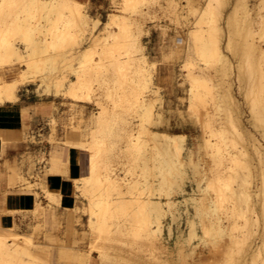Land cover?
Returning a JSON list of instances; mask_svg holds the SVG:
<instances>
[{
    "label": "rangeland",
    "instance_id": "374dc122",
    "mask_svg": "<svg viewBox=\"0 0 264 264\" xmlns=\"http://www.w3.org/2000/svg\"><path fill=\"white\" fill-rule=\"evenodd\" d=\"M65 1L71 6L80 9L82 12L89 13L91 20H95L98 23L93 33H91V31L83 33L81 28L74 24L75 21L70 9H64L59 15L53 14L50 18H46L43 16V12L37 10L35 7V0H0V12L3 10V14L0 13V40H2L3 37H7L8 39L10 38L13 43L19 41L18 37L12 33V24H14V19L20 16L22 19L29 20L31 25L38 27L37 37L42 42V49L43 40L45 38H50V35H47V30L53 24L58 25V27L61 26L60 28L65 31L70 29L69 31L71 32L73 41L81 42L79 46L67 44L58 50L49 48L44 53V59H47V56L54 59V66L57 71L56 78L59 80L64 78L65 81L62 87L63 89L60 88L57 95L54 96L51 92L41 87L38 83L39 78H30L18 87L17 94L19 96L16 101H19L21 95L24 93H29L30 95L36 93L38 96H46L50 100L54 99V107H50L51 111L45 113L43 117V129L39 132L41 134V142L43 143V151L38 155L30 156V166L27 174L21 173L17 176L18 185L22 193L32 198V206L25 212H11L10 214L12 217L15 215H17V218L19 217L18 223L14 222L11 226L6 227H13L21 234H32V236L35 232L32 238H34L33 240L37 244H39V242L43 244L52 240L48 248L49 258L46 264H77L78 249L73 250L74 254L72 259L67 261V259L60 257L58 253L59 248L57 246L63 238L67 241H76L78 247H82L86 250L90 249L92 236H88L90 228L87 224L90 214L87 211H83L88 201L82 194L81 188L79 190V188L75 186L76 182L81 184L82 175L86 173L85 166L89 156L87 149L92 147L96 148L98 142L102 141L103 144L98 147L100 155L96 158L95 162L98 166L99 176L102 179L104 190L106 191L103 194L98 193L96 200H105L111 232L114 237L117 238V243H112L113 245L109 244L106 248L105 251L109 253V258L107 260L105 257H101L96 249H92V260L90 264H105V262H107L106 264H192L194 259L196 260L202 257L204 260L209 259V264H251V248L249 247L255 237L253 233L256 231L259 233L258 231L262 230L261 226L263 228V225L262 223H253V225L247 223L245 225V218L247 222L250 220L247 218L249 216L250 218L256 219L260 213V209L259 206H256L259 209L256 208V212L258 213L250 214L252 213L250 211L251 208H248L249 204L251 205V201H249L250 197L247 195L240 197L233 192V189L237 188L242 181L243 185L241 188L244 187L245 190H247L248 187L255 189L256 183H261V181H259L261 180L260 176L257 175L258 172H260V165L257 162L256 155L253 154L254 152L251 149V151L246 150V145L248 144L247 147L249 146V140L246 139L248 138L247 134H245L246 136L244 135L245 137L243 135H238L229 116H235L234 113V115L231 113L233 110H236V114L241 112V115H238L242 117L236 116L240 120L242 126H244V129L246 128L245 130L248 129L251 131L261 143L264 144V138L261 134L264 131V126H260L264 124L254 121L250 115L251 100L256 99L254 96L257 98L259 97L258 94H256V90L253 91V85L255 88V83H249L253 80H248L246 78L247 76L249 78L256 74L255 76L259 78L258 82L260 80V82L264 83V55L257 56V59H254L256 55L254 56V52L252 51L254 58L253 56L251 57L253 60H256V63H252L251 58V62L248 63L246 56H250V54L246 52L247 55H245L244 59V55L240 57L241 52L238 53L242 51L240 47L244 49L245 46L241 44H244L246 42L244 40L247 39L242 36H247L249 32L248 29L247 32L243 34V31H246L243 30V28L246 29V27L253 28L250 30H253L255 36H257L255 37V41L261 42L262 47H264V33L262 37L256 34L260 32V29L258 28V23L253 21L255 18H264V4L258 3L257 0H223V4H221L220 1V6L216 5L218 8H215L214 14L216 17L217 15L218 17L220 16L219 19L218 17L217 19L218 22H220L218 24L221 25L218 27L219 30L217 29L214 34H217L215 36L219 38L220 50H224L227 54L228 62L232 64L231 66H233V69L231 70L232 72H230L229 69V71L225 69L223 58L221 61L209 63V66L205 69L201 85L197 87V82H192L188 77H184L190 70L198 72L200 67L205 64L196 54L193 40L191 39L192 36L188 34L189 29L196 25L198 17L196 14L194 16V14L191 15L188 12V1L175 0L179 3L181 8H184V10L180 8L179 11H181L182 14L180 15V20L177 21L174 20L172 15L163 11L166 5L165 0H158L161 6L156 4L152 7L151 5L148 7L146 5L140 7L139 10H141L142 13H148L143 16L144 18H141V16L136 13H131L130 10L125 12L123 8V6L125 7V1L123 0ZM207 1L209 0H201V5L206 6L210 2ZM246 3H248L247 6L251 8L250 18L247 17L249 21H247L245 17L244 5H246ZM22 6L23 8H21ZM116 11H124L123 15H125V17L121 20L127 21L129 20L128 17L132 15L140 25H145V31H142L141 34L135 33V37L140 40L138 42L139 44L141 43L140 48L143 49L142 51L139 49L138 52H134L136 49H133L132 43L128 42L130 39L129 35L132 34L129 33V31L127 33H121L120 27L116 24L104 27L103 22H108V14ZM234 12H236L237 14H235L238 16L236 17L237 19L235 18V21L232 20L233 23H236L233 27L236 28L238 24L241 29L236 28L235 30L237 32L239 29L240 31L243 30L241 32L242 35L240 32L239 35L236 33L235 35L234 32L236 31H234L232 27L229 29L228 18L229 16L230 18L231 16L235 17V14H233ZM227 19L228 21H226ZM67 25H70V28H68ZM133 28L135 31V27ZM230 32H233V34H230ZM92 34L106 39L99 43H94L96 37ZM131 36H133V34ZM249 40H252L251 37ZM241 41L244 42L241 43ZM230 42H233V44ZM116 43H118L119 45H117L121 48L119 53L115 51V47L117 46ZM229 43L232 45L230 46ZM237 44H239V46ZM227 45H229V47H227ZM236 45L239 49L237 48V51L234 48V51H236L238 55L236 53L234 54L233 48L231 50V47ZM246 50L248 51V49H245V51ZM102 52L108 54V56L114 55L122 60V66L125 71L123 77L126 76L130 81H134L131 86H128L127 90L129 92L132 89L142 87L144 79H151L152 82L150 87L145 90L147 93L146 95L148 98L151 97V99H153L155 95L156 97L161 96L162 106H164V114L161 118L165 123L160 126L158 125V127H156L157 125H147L149 129H166V131L175 133L191 131V133H186L188 134L186 145L192 146L195 153H197L198 150V142L201 143L202 141L201 138L197 137L199 132L203 134V137L219 143L220 153L218 157L209 153L210 156L202 150L203 154H201V152V155L198 154L195 156L194 159L199 163V166H196L195 169L192 166L188 167L189 179L186 185L187 190L190 191L192 182H199L201 185L206 186L207 180L212 178L217 180L224 190L222 193L213 191H196L194 193L195 198L199 201L204 199V195L207 193L211 195L210 199L214 197V199L218 200L217 217L221 219V226L225 229V238L221 239L218 243V251H215L216 248L211 243L205 244L201 242L199 238H190L188 224L184 218V210L187 209V207L191 208V205L186 207L185 203H180L179 205L183 209V211L181 210L183 212L182 216L177 214L178 218L173 220L172 213L168 212L163 219V231L160 238L167 249L165 251H163L164 249L156 250L149 242V237L145 231L148 223H146L147 221L139 222L136 214L141 209L143 202L151 197L153 193L151 189L152 185L157 186L158 180L162 178L159 172L160 164L155 157V154L158 153L157 144L150 139L147 134H143V138L146 140L145 151L128 152L126 149L125 134H127V129H133V133L137 136L141 133V122L139 117H136V114L130 109L131 107H128L129 103L127 101L123 102L122 98V103L120 101L117 103L120 105L122 104L124 107L123 110L119 108L116 112L112 111L115 101H118L119 97L123 95L122 89H119L118 80L120 78L112 67L108 68L111 70H103V73H100L101 70L99 71V69L95 70L93 68L85 76V81L91 83L93 91L97 90L95 93L93 92L94 94L92 93L93 99L91 101L84 102V100L76 97L75 99L73 98L74 96H69L70 93L67 89L68 82L73 80L78 81L81 78V73L83 71L81 67L84 64V60L86 58L90 59L91 56L93 57L94 64L96 63L94 62L96 59L98 60H96L97 62H100V54ZM248 52L251 53V51ZM141 54L142 56H139ZM104 61L109 64H106L107 66H110V57ZM254 64L257 65L254 66ZM19 65L23 66V63L17 64L16 67ZM242 65L241 71L246 74H242L241 71L240 73L242 74L241 76L246 79L244 78L245 80L242 79V81H238V76L237 74L235 75V72L237 73L238 68ZM248 65H253L251 66L253 70H255V67L260 66L259 73L258 71L249 69ZM139 68H143L141 69V73H138ZM243 70L245 71L243 72ZM13 72L15 71L13 70L12 73L8 74V79L14 80L18 78V75H14ZM228 73H232L233 76L230 74L228 75ZM148 74L150 75L148 76ZM259 74L261 75L259 76ZM123 77L121 79H123ZM153 81L155 84H153ZM231 81L233 82L231 93L238 102L237 105L240 106H238L239 109L237 106L234 107L233 104L232 106L235 109L231 104L229 105L230 102L236 103L233 97V99H226L224 96L228 89L225 85ZM255 82H257V80ZM102 84L103 86H100ZM249 84L251 85L248 86ZM102 87H104V89H102ZM115 90H118V93ZM194 90H196V92L199 90L198 96L204 99V104L201 110L198 111V117L201 119L204 126L187 124V127H179L178 124L181 121L192 123L194 119L197 118L196 115V117L189 116L190 114L187 111L190 105V97H193L192 95L197 96V94H193ZM252 91L255 95L252 94ZM66 92L69 94L67 93V95ZM94 99L102 103L107 110V114L104 115V117L111 122L105 129H102L100 122L95 116L96 112L99 111V107L94 104L95 102L97 103ZM155 99L154 97L153 100ZM156 104L159 106V101L156 102ZM158 109L159 107H156V112H158ZM54 111L56 112L54 113ZM227 115H229V118ZM128 120L133 121L131 128H128V126L123 123ZM254 123H257L259 126ZM217 132H220L222 139L221 137L218 139L214 136ZM31 139L32 141H37L35 137ZM78 141L84 142L80 143L79 148L74 145V143ZM204 152L206 154H204ZM244 152L246 155L243 154ZM144 153L145 155H143ZM60 154H62V158L65 160L67 159L66 164L68 168L65 169V171L69 170L67 176L65 171L63 175L59 173H56L57 175L55 173L47 174V169L50 167V165H48L50 164L49 160L55 159L62 161ZM168 158L170 159L169 162L175 163L176 158L173 154H170L167 160ZM235 158H237L238 164L234 162L236 160ZM245 160L249 162V165L254 164V166L259 168L256 167L257 169L255 170L253 165H251L255 171L250 169L248 162L246 163ZM251 160L253 162H251ZM247 170L250 171V173H247ZM251 171L256 174L251 173ZM237 173L242 177V181L239 184L235 179ZM245 173L247 175H245ZM250 174H252V177H258L252 178ZM51 177L53 179H51ZM249 178L253 179L252 182H254V184L251 182L253 187L250 186L252 184L249 186L247 185L248 183L246 180L249 182ZM59 179L62 181L64 187L61 194L54 186V183L51 182L52 180L53 182H57ZM131 182H136L138 184L137 188L133 190L129 189L128 183ZM46 186L48 190L54 193L56 198H49L44 188ZM253 189L248 190L253 191ZM63 196L72 198L77 207L67 206L68 203L63 199ZM161 198L165 201L166 197L162 196ZM178 199L183 198L178 197ZM240 199L244 202L241 200L242 203ZM38 200L41 201L42 207L37 205ZM248 209L249 212L247 211ZM70 211L72 213L74 212V216H76L74 220H72L68 213ZM92 218L97 220V216H92ZM71 224L79 230V233L76 234L77 238H74L70 232ZM249 224L252 225V227ZM151 226L153 227L154 224ZM169 229L171 230V235L169 234ZM80 231L86 232L87 235H84V232ZM180 231L182 232L180 233ZM249 231L252 232V236ZM197 232H202L201 225H198ZM180 234H182V237L179 236ZM248 240L252 241L249 242ZM193 244L197 245L196 249L198 252L201 251L202 253L199 252L201 254H190V246ZM209 244H211L210 246L212 247H208ZM210 251L211 253L213 252V257L215 256L216 259L211 256ZM247 251L249 253H247ZM206 254L209 255L208 258ZM257 262L256 264H261V259L258 263Z\"/></svg>",
    "mask_w": 264,
    "mask_h": 264
},
{
    "label": "bare ground",
    "instance_id": "6f19581e",
    "mask_svg": "<svg viewBox=\"0 0 264 264\" xmlns=\"http://www.w3.org/2000/svg\"><path fill=\"white\" fill-rule=\"evenodd\" d=\"M123 1H125L124 2L125 7L123 6L125 12L130 10L131 13H133V14L136 13L139 16H141V18L143 16H145V14H148V13L147 12L142 13L141 10H139L140 7H143V5H146L147 7L151 5V7H152L156 4H159L158 0H123ZM165 1H166V5L164 6L165 9L163 11L172 15L174 17V20H176V21L180 20V15L182 14V12L179 11L181 8L179 6V3H177L175 0H165ZM186 1H188L187 2L188 12L191 15L194 14V16H195V14H196L198 16L196 25L194 24L195 26H192V28L189 29L188 34H190L192 36V38L191 37L190 38L193 40V44H194L196 54L201 58V60L206 65L205 64L202 65L198 72H196V71L194 72V71L190 70V72L188 74H185L184 77H188V79H190L192 82H194V81L197 82L196 86L199 87L201 85V81L203 80V76L205 74L204 73L205 69L209 66V63H212L215 61H221L223 58L225 69H227V70L229 69L230 72H232L231 70L233 69V66H231L232 64H230L228 62L227 54L224 52V50H222V51L220 50V43H219L220 41L218 42L219 38H216L215 35H217V34H214V32L221 25V24L220 25L218 24V23H220V22H218V19L220 16L218 17V15H217V17H218V19H217V17L214 14V10L217 6H220V1H221V4H223V2H222L223 0H209L210 2L207 1V2H209L207 5H206L207 2L205 3L206 6L201 5V0H186ZM257 2L260 4H262V3L264 4V0H257ZM247 5H248V3H246V5H244V11L246 13V16H245L246 19H247V17L250 16V9H251ZM23 6L21 8H23ZM35 7L37 8V10H40L41 12H43V16H45L46 18H50L53 14L59 15V13H61L64 9H70L71 13H72V17L75 21L74 24L78 25L81 28V30L83 31V33L87 32V31L88 32L91 31V33H93V30L98 26V23L95 20H91L89 13L82 12L80 9L71 6L65 0H35ZM181 9L184 10V8H181ZM123 12L116 11V12L109 13L108 14V22H106V23L103 22L104 27H107V26L109 27L112 24H116L120 27L121 33H127L128 31H129V33H132L133 36H131L132 34L129 35L130 39L128 40V42H131L133 45V49H136L134 52H138L139 49H141L140 48L141 43L139 44L138 41H140V40H138L135 37V33L137 32L138 34H141L142 31H145L146 30V28L144 27L145 25H143V24L140 25L139 22L136 19H134L135 17H133L132 15H130L128 17L129 20H127V21L121 20V19H123V17H125V15H123ZM0 13L3 14V10H1ZM235 13L236 12H234L233 14H235ZM236 14L234 15L235 17L231 16V18H230V16H229V18H228L229 21H228V19L226 20V21H228L229 29H231V27H232L234 29V31H236L235 30L236 28H240L238 26V24L236 25V28L233 27V25L236 23H233L232 20L235 21V18L238 16V15L236 16ZM248 19H247V21H249ZM253 21L255 23L256 22L258 23L259 27L255 23L254 24L260 29V32H258L256 34L259 35V37H260V35L262 37V34L264 33V18L263 17L255 18V19H253ZM12 25H13L12 26V29H13L12 33H14V35L18 37L19 41L17 43H13V41L10 40V38L8 39L7 37H5V38L3 37V39L0 40V73H4L7 70V68H9V67H16L17 64L23 63V66L19 65L18 67H16V70H17L16 73L18 75L17 79H15L13 81H9V82H4V83L0 82V104H4L6 102H13L14 103L16 101V99L18 98L17 90H18L19 85L24 83L26 80H29L30 78H33V79L39 78L38 83L40 84L41 87L45 88L48 92H51L54 96L57 95V93L60 91V88L63 89L62 87L64 86L65 81H64V78H61L60 80L56 78L57 71H56V67L54 66V64H55L54 59L49 58L50 56H47L48 58L44 59V55H45L44 53L49 48H51L53 50H58L67 44H70V45L74 44V45L79 46L81 44V42L73 41L71 32L69 31L70 29L65 31V30L60 28L61 26L58 27V25L53 24L47 30V35H50V38H45L43 40V49H42V42L37 37V30H38L37 26L31 25V23H29V20L22 19V17H20V16H18L14 19V24H12ZM67 27L70 28V25L69 26L67 25ZM133 27H135V29H136L135 31L133 30L134 29ZM240 29L239 30L237 29L238 32L236 31V32H234V34L236 33L237 35H239V32H240V34L242 35L241 32L243 30H246V31H243V34H244V32L246 33L248 29H249L248 30L249 34L247 33V36L242 35L243 37H245L247 39L244 40V41H246L244 44H241V45H245L244 49H243V47H240V50H242V51H239L238 53L241 52L240 57H242V55H244L243 56L244 59H245V55L250 54V56L249 55L246 56L247 57L246 60L249 63V62H251V59H252V63H256V60H253V58L255 55L256 56L254 59H257V56L264 55V47H262L261 42L259 43V41L258 42L255 41V37H257V36H255V34H254L255 32L253 30L252 31L250 30L253 28H247L246 27V29L243 28L242 31H240ZM230 34H233V32L232 33L230 32ZM92 35L96 37L94 43H99V42L106 39V38H101L100 36L98 37V35H96V34H92ZM2 36H1V38H2ZM250 37L252 40H249ZM256 40H257V38H256ZM244 41H241V43H243ZM230 43L233 44V42H230ZM230 43H229V45H230ZM117 44L118 43H116V45ZM118 45L115 47V51H117L119 53L121 48ZM229 45H227V47H229ZM237 45L239 46V44H237ZM236 46L231 47V50L233 48L234 54L236 53V51H234V48H235V50H237V48H238V46L237 47ZM245 49H248V51H251V53H249L247 50L245 51ZM142 50L143 49H141V51ZM252 51L254 52L253 53L254 56L252 55ZM140 52H139V54H140ZM246 52H247V54H246ZM42 53H43V60H42ZM139 56H142V54ZM251 56H253V58ZM109 57L111 59L110 66H107L106 64H108V63H105L104 60L108 59ZM243 58H242V60H243ZM96 60H94V62H96L95 64L93 63V57H91V56H90V59L86 58L84 60V62H83L84 64L81 67V68H83V71L81 73V78L78 81L73 80V81H70L67 83V89L71 95L68 92H66V94L68 93L69 96H74L73 98L76 97V98H79L81 100H84V102L91 101L93 99L92 93L93 92L95 93V91H97V90L93 91L91 83H88L87 81H85V76L93 68L95 70L99 69V71L101 70L100 73H103V70L108 71V70H111L108 68L112 67L114 72L120 78L118 80L119 89H122L123 95L121 97H119L118 101H115V104H114V107L112 108V111L116 112V110H118L119 108H121L123 110L124 107L122 106V104L120 105L117 103L119 101L122 103V100H121V98H122L123 102L127 101L129 103L128 107H131L130 109L136 114V117H139L140 122H141L140 123L141 133L139 135L136 136L132 131L133 129L132 130L127 129V134H125L126 135L125 136L126 149L128 150V152H132V151L143 152V151H145L146 140H144L143 134H147L150 137V139H152L157 144V147H158V153L155 154V157H156V160L159 161V164H160L159 172L162 175V178L160 180H158L157 186L152 185L151 189L153 190V193H152L151 197H149L147 200H145V202H143L141 209L136 214L139 222L147 221L146 223H148V225L145 228V231L147 232V235L149 237V242L153 245V247L156 250L164 249L163 251H165L167 249V247L161 242V238H160V235L163 231V219L167 215L168 212L172 213V219L173 220L178 218L177 214H179V216H182L183 209L179 205H180V203H185L186 207L191 205V208L187 207V209L184 210V213H185L184 218L186 220V223L188 224L187 226L189 228L190 238L191 237L199 238V240L205 244L211 243L216 248L215 251H218L217 250L218 243L220 242L221 239L225 238V235H224L225 229L221 226V221H220L221 219H219V217H217V215H218L217 214V212H218V200L214 199V197L212 199H210L211 195L209 193H207L204 195L205 196L204 199H201L199 201L198 199L195 198L194 193L196 191H206V192L213 191L216 193H220V192L222 193L224 190L221 188L219 182L217 180L212 179V178H209L207 180L206 186L201 185L199 182H196V183L192 182L190 185L191 186L190 191L187 190L186 185H187V182L189 179V171L187 170L188 167L192 166L195 169L196 166H199V163L196 162V160L194 159L195 156L200 154L202 151H205L206 153H208V155L214 154L215 157L216 156L218 157L219 153H220L219 143L217 141L209 140V139L203 137V134L201 132H199L197 137L201 138L202 141H201V143L198 142V150H197V153H195L192 146L186 145V140L188 138V134L166 131V129L165 130H151V129H149L147 125H153V126L157 125L156 127H158V125L160 126L161 124L165 123L164 120L161 118V116L164 114V111H163L164 106H162L161 96L156 97V95L154 96V94H153V96L156 98L155 100H153L154 97H153V99H151V97L148 98L146 95L147 93L145 90L150 87V84L152 82L151 79L150 78L144 79L142 87L132 89L129 92L127 90L128 86H131V84H133L134 81H132V80L130 81L126 76L123 77L125 71H124V67L122 66L123 63H122L121 59H119L118 57H116L114 55L108 56V54H105L102 52L100 54V62H97L98 60L97 61ZM255 65H257V64H254V66ZM248 66H249V69H252V71H258V73H259L260 66L255 67V70H253V67H251L253 65H248ZM241 67H243V65L238 68L237 73L235 72V75L237 74V76H238V78H237L238 81L239 80L242 81V79L245 80L246 78L248 80L252 79L253 81H251L249 83H251V84H252V82L255 83V88L253 85V89H254L253 91L256 90V92H257L256 94H258V97H259V98H257L256 96H254L256 99L251 100L252 103L250 101V103H251L250 104V106H251L250 107V115L254 121L261 123V124H264V83L260 82V80L258 82L259 78H258V76L257 77L255 76L256 74L254 76L250 75L251 77H249V78H248V76L246 78L241 76L242 74L245 73L244 71L247 69L246 68L245 70H243L244 73H242ZM244 68H245V66H244ZM244 68H242V69H244ZM141 69H143V68H139L138 73H141ZM227 70H225V71H227ZM240 71L242 74L240 73ZM229 74L232 75V73H228V75ZM149 75L150 74H148V76ZM260 75L261 74H259V76ZM122 77H123V79H121ZM229 78H231V77H229ZM256 80H257V82H255ZM231 82L230 83L228 82V84L225 85L228 88L226 95H224L226 97V99H233L234 98L233 97L234 95H232V93H231V91H232L231 86L233 85V82L232 83ZM32 83H33V81H32ZM153 84H155L154 81H153ZM251 84H249L248 86H250ZM100 86H103V84ZM102 89H104V87H102ZM154 89H155V87H154ZM152 90H153V88H152ZM115 91L118 93V90H115ZM253 91H252V94H254ZM150 92H152V91H150ZM198 92H199V90L197 92H196V90L193 91V94H197V96L192 95L193 97H190V105L187 109L188 113L190 114L189 116L194 117L196 115L197 118L194 119V121L192 123L181 121L178 124L179 127H184L187 124H191L194 126L198 125L201 127L204 126L203 122L198 117V115H199L198 111L201 110V107L204 104L203 103L204 99L202 97L198 96ZM97 96H98V93H97ZM251 97H253V96H251ZM94 101H97V100L94 99ZM158 101L160 103L159 106L156 104V102H158ZM234 101H236V99ZM88 103H90V102H88ZM94 104L98 105L97 107H99V111L96 112L95 116L97 117L98 121L100 122V126L102 127V129H105L111 122V121H109V119H106L104 117V115L107 114V110L104 107V105L102 103H100L99 101H97V103L95 102ZM230 104H231V106L233 104L234 107L237 106L238 109L240 107L239 105H237L238 104L237 101H236V103L230 102L229 105ZM156 107H159L158 112H156ZM232 107H231V109H232ZM235 112H236V110L231 111L232 115L235 114V116L227 115V117L229 116L230 119L232 120V122L234 124V128L236 129L238 135L244 136L245 134H247L248 138H246V139L249 140L248 141L249 146L247 147L248 144L246 145V150L249 151L251 149L254 152L253 154H255L257 157V160H258L257 162L260 165V172H258L257 175L260 176L261 180H259V181H261V183L260 184L256 183V188L254 187L255 189L250 188L248 186L252 183L254 184V182H252L253 179L249 178L250 183L248 182V180H246L248 183V184L246 183L248 185L247 186L248 188L245 187V188H247V190H245L244 187L241 188L243 185V181H242V177L240 175L241 173L239 172L240 174L237 173L235 179L237 180L238 184L241 181L242 182L239 184V186L237 188L233 189V192L238 194L240 197H243V195H247L250 197V200L248 199L249 201H251V205L248 202V204H249L248 208L249 209L251 208L250 211L252 212L250 214H253V213L257 214L258 212H256V208L258 209V207H256V206H259L260 213L258 214L257 218L256 219L250 218V216H249V217H247L248 219H250V220H248V222H247V219L245 218V220H246L245 225L247 223H250L252 225H253V223H255V224H257V223L261 224L262 223V225H263V228L261 226L262 230L259 229L260 230V231H258L259 233H257V231L255 233H253V234H255V237L253 236L254 237L253 241L252 240H248V241L249 242L252 241L251 242L252 244L250 243L251 246L249 247V248H251L250 249L251 250V256H250L251 264H256V262L258 260L260 261V259H261V264H264V144H262L261 141L251 131H249L248 129L245 130L246 128L244 129V126H242L240 120L238 119V117H242V116H239V115H241L240 114L241 112L238 113L239 115L236 114ZM236 115H238V117ZM123 123L126 124V126H128V128H131V124L133 123V121L128 120V121H125ZM254 124L257 125V123H254ZM257 126H259V125H257ZM260 126H264V125H260ZM261 134L263 135V138H264V131ZM214 136H216L218 139L221 137V139H222L220 132L215 133ZM80 143H84V142L80 141ZM80 143L76 144L75 146L79 148ZM102 144H103V142L100 141V142H98V146L96 148L92 147L90 149H87V151L89 152V156H88V166L86 169V173L84 175H82L81 184L76 182V186H75L76 188H79V190L81 188L82 194L86 197V199L88 201L87 205L84 207L83 211L84 212L87 211L90 214L89 221L87 223L89 225V228H90V231L87 229L89 231L88 236L89 237H90V235L92 236L90 249L86 250L82 247H78L76 244V241H67L63 238H62L60 244L57 246L59 248L58 253H59L60 257L67 259V261H70V259H72L73 254H74L73 250L78 249L79 252L77 254V264H90V262L92 260V254H91L92 249H96L97 253L99 255H101V257L102 256L105 257L107 260L109 258L108 257L109 253L105 251L106 248L108 247L109 244H112V243L116 244L117 243L116 242L117 238L114 237V235L111 232V225L109 224V221H108V215H107L108 210L105 207V205H106L105 200H103V199L96 200V196L98 193L103 194L106 191V190H104L102 179L99 176L98 166L96 165V162H95L96 158L100 155V151H99L98 147H100V145H102ZM205 152H204V154H206ZM170 154H173V156L176 158L175 163L169 162L170 161L169 158L167 160V157ZM201 154H203V152ZM243 154H245V152ZM143 155H145V153ZM248 158L251 159L250 157H248ZM235 159L236 160L234 162H236L238 164L237 158H235ZM252 160H251V162H253ZM49 161H50V164H48V165H50V167L47 169V171H48L47 174H54V173L58 174L59 173V174L63 175L66 172V176H67V172L69 170L65 171V169L68 168V165L65 162L55 160V159L54 160L52 159ZM215 161H216V159H215ZM247 162L248 161H246V163ZM251 162H250V164H251ZM248 165H249V162H248ZM251 165H253L255 170L257 168H259L257 166H254V164H251ZM251 165H249L250 169L254 170V168H252ZM252 171H251V173H255ZM61 172H63V173H61ZM247 173H250V171H248ZM245 175H247V174L245 173ZM251 175L252 174H250V176ZM257 177H254V178H257ZM51 179H53V178L51 177ZM51 182L54 183V186L56 187V189L61 194V192L64 190L62 181L59 179V181H57V182H53V180ZM47 183H48V181H47ZM253 184L250 186L253 187ZM128 185H129V189H131V190L137 188V186H138V184L136 182L135 183H132V182L128 183ZM44 188H45L46 194L49 196V198H52V199L56 198L54 193H52L50 190H48L47 186ZM248 189H251V190L253 189V191L248 190ZM156 191H157V193H156ZM162 196L166 197L165 201L161 198ZM178 197H181L183 199H178ZM63 199H65L66 202L68 203L67 206L69 205V206L77 207V206H75V202L72 200V198L63 196ZM242 199H244V198H242ZM242 199H240V201ZM245 202H246V200H245ZM37 203H38L37 205L39 207H42L40 200H38ZM244 204H246V203H244ZM78 208H80V207H78ZM249 209L247 210L248 212H249ZM248 212H246V213H248ZM68 213H69L70 217L72 218V220H74V218L76 217V216H74V212L72 213L70 211ZM92 216H97V220H94L92 218ZM152 224H154L153 227L151 226ZM198 225L202 226V232L201 233L197 232ZM252 225H250V226L252 227ZM70 229H71L70 232L73 235V237L77 238L76 234L79 233V230L76 229L72 224H71ZM39 231H41V230H39ZM80 232H84V231H80ZM181 232L182 231H180V233ZM250 233L252 236L253 235L252 232H250ZM34 234H35V232H34ZM34 234H33V236H34ZM36 234H38V233L36 232ZM85 234L87 235L86 232H84V235ZM169 234L171 235L170 229H169ZM33 236H32V234H30V235L21 234L18 231H16L13 227L12 228L0 227V264H40V263L46 264L48 261V258H49L48 248H49L50 244L52 243L51 242L52 240H49V242H45L43 244H40V242H39V244H37L36 242H34V240H33L34 238H32ZM38 236H39V234H38ZM179 236L182 237V234H180ZM249 238H250V235H249ZM85 239H86V237H85ZM211 244H209L208 247H212V246H210ZM190 247H191L190 254L195 255L196 253L197 254L202 253L201 251H199L201 253H199L197 251V249H196L197 245L193 244ZM86 248H87V246H86ZM250 250H248V251H250ZM248 251H247V253H249ZM213 252H214V250H213ZM213 252L211 253V251H210V254L212 257H213ZM214 253L216 254V252H214ZM206 256L208 258L209 255L206 254ZM211 256H210V258H211ZM198 257H200V256H198ZM213 258H215V256ZM215 259H214V261H215ZM209 261H210L209 259L204 260L202 257V258H198L196 260L194 259L192 264H205V263L209 264ZM218 262H219V260H218ZM106 263L107 262H105V264ZM159 263H160V261H159ZM221 264H223V263H221Z\"/></svg>",
    "mask_w": 264,
    "mask_h": 264
},
{
    "label": "crops",
    "instance_id": "0c3cea01",
    "mask_svg": "<svg viewBox=\"0 0 264 264\" xmlns=\"http://www.w3.org/2000/svg\"><path fill=\"white\" fill-rule=\"evenodd\" d=\"M13 70L14 75H17L16 67H9L4 73H0V82L13 81L8 79V74ZM53 100L36 93H24L19 101L0 104V227L18 223L19 217H12L10 213L25 212L32 206V198L22 193L17 176L27 174L30 156L43 151L39 132L43 129L45 113L51 111L50 107H54ZM32 137L37 141H32ZM78 143L80 141L74 145ZM60 157L66 163L67 159L62 158V154ZM86 164L85 172L88 160Z\"/></svg>",
    "mask_w": 264,
    "mask_h": 264
}]
</instances>
